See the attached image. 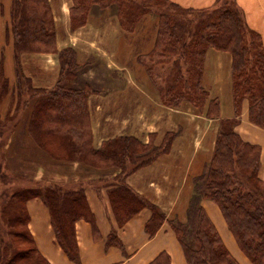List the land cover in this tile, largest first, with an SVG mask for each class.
<instances>
[{"label":"trees","instance_id":"16d2710c","mask_svg":"<svg viewBox=\"0 0 264 264\" xmlns=\"http://www.w3.org/2000/svg\"><path fill=\"white\" fill-rule=\"evenodd\" d=\"M233 5L235 8L211 10L185 8L170 0H72L70 9L72 31L85 26L94 9L113 10L127 33L135 32L147 15L156 16L155 47L140 62L162 103L170 107L187 101L201 111L208 103L207 116L219 119V102H209L202 84L205 56L213 48L233 57L235 117L221 121L214 157L195 180L187 222L171 221L188 264H237L201 205L205 198L219 206L248 259L253 264L264 263V181L259 178L262 149L245 142L236 131L245 101L249 103L250 122L264 129V43L247 25L243 11L235 2ZM6 33L7 38L12 37L16 82L6 77L1 62L0 105L10 93L14 103L5 117L0 112V183L8 186L0 194V227H6L5 234L0 232V264H51L38 250L29 228L27 204L31 199L40 198L49 208L57 243L75 263H79L76 224L82 219L94 224L84 184L46 183L10 169L6 145L29 109L27 132L39 149L55 161L114 168L111 181H107L118 225L124 226L146 207L153 214L147 232L155 234L164 215L134 193L126 178L168 152L174 135L168 134L161 146L153 140L145 144L133 137H118L96 149L88 107L91 90L69 87L80 65L73 48L57 47L49 0H11ZM26 54L58 56L60 73L54 87L34 86L24 72L22 59ZM1 57L4 61V52ZM13 121V130L4 141L6 123ZM19 180L29 184L12 186ZM152 264L171 263L163 254Z\"/></svg>","mask_w":264,"mask_h":264},{"label":"crops","instance_id":"0c3cea01","mask_svg":"<svg viewBox=\"0 0 264 264\" xmlns=\"http://www.w3.org/2000/svg\"><path fill=\"white\" fill-rule=\"evenodd\" d=\"M170 1L185 8L211 9L218 0ZM49 2L55 18L57 47L73 48L80 65L69 87L91 90L88 107L93 146L99 149L105 141L118 137H133L145 144L153 140L154 145L161 146L168 134L174 136L168 152L126 178L128 187L165 217L151 235L147 224L153 214L146 207L124 226L118 225L109 200V181L116 170L51 159L28 136L31 109L27 110L9 142L10 169L30 178L39 176L46 183L84 184L94 219V224L83 219L76 224L79 263H75L57 243L49 208L40 198L31 199L27 204L29 228L38 250L51 264H152L163 254L169 256L171 264H188L171 221L187 222L195 180L204 174L214 157L221 121L235 117L231 53L213 48L206 52L202 84L209 102H219L220 115L219 119L209 118L208 103L201 111L187 101L178 107L164 105L140 62L155 47L156 16L147 15L135 32L127 33L113 10L94 9L87 24L72 31V0ZM237 3L247 25L261 34L264 43V0H250V5L248 0ZM0 6L5 12L4 16L0 13V49L5 46V74L12 77V37L7 38L6 33L11 0H0ZM26 55L24 72L34 86L54 87L60 73L58 56ZM242 109L236 131L246 142L261 147L260 178L264 180V129L250 122L248 101ZM201 205L229 252L238 253L236 257L232 253L238 263L253 264L239 250L219 206L209 198L203 199ZM228 236L229 243L225 238Z\"/></svg>","mask_w":264,"mask_h":264},{"label":"rangeland","instance_id":"374dc122","mask_svg":"<svg viewBox=\"0 0 264 264\" xmlns=\"http://www.w3.org/2000/svg\"><path fill=\"white\" fill-rule=\"evenodd\" d=\"M234 2L236 3V5L239 7V5H238V3H237V0H218L215 4H214V7L213 8H211V10L212 9H215V8H219V7H222V6H227L228 8H235V6L233 5L234 4ZM248 5H250V0H248ZM240 8V7H239ZM0 13H1V15L2 16H4V14H5V12H4V9H2V8H0ZM243 13H244V11H243ZM77 30V29H76ZM261 35V34H260ZM3 36V35H2ZM263 39V38H262ZM2 52H5V46H3L1 49H0V55L2 56ZM12 56H13V50H12ZM1 59H2V57L0 58V69H1V62H3L4 63V67L6 66V63H5V61H1ZM24 59H22V64H23V68L25 67L24 65H25V61H23ZM12 63H13V68H12V77H10V76H8L7 74H5L6 75V77L11 81L12 80V83L13 84H15V82H16V79H15V65H14V57H13V60H12ZM4 71H5V69H4ZM205 89V88H204ZM13 103H14V98H13V100H12V93H10L9 95H8V99H4V100H2V103H1V105H0V112H2V115H3V117H5L6 116V113L10 110V107L12 108V106H13ZM7 108H9V110L7 111ZM15 121H13V122H9V123H6V128L3 130V132L5 133V136H4V141L6 140V138H7V136L9 135L10 136V133H11V131L13 130V126H14V123ZM239 125V124H238ZM237 128V127H236ZM262 129V128H261ZM240 137L243 139V137L240 135ZM244 140V139H243ZM245 142H246V140H244ZM9 142L10 141H8V143H7V145H6V151H7V149L9 148ZM261 153H262V151H261ZM261 167H262V162H261V165H260V170H259V178H260V171H261ZM263 177V176H262ZM38 178H39V176H38ZM261 180H262V178H260ZM262 181H264V180H262ZM15 183H13L12 182V186H14V185H20V186H25V185H27V184H29L27 181H24V180H19V181H14ZM8 186H3L1 183H0V194L2 193V191L4 190V189H6ZM5 229H6V227L5 226H1L0 227V232L1 233H3V234H5L4 232H5ZM231 249V248H230ZM239 250L241 251V253H243L245 256H247L246 254H245V252L243 251V250H241L240 248H239ZM232 253L234 254V256L236 257V251L234 250V251H232ZM232 253H230V256L237 262V264H239L238 263V261L235 259V257L233 256V254ZM238 254V253H237ZM264 264V263H263Z\"/></svg>","mask_w":264,"mask_h":264},{"label":"bare ground","instance_id":"6f19581e","mask_svg":"<svg viewBox=\"0 0 264 264\" xmlns=\"http://www.w3.org/2000/svg\"><path fill=\"white\" fill-rule=\"evenodd\" d=\"M226 238V240H227V242L229 243V241H231L230 239H229V236L228 237H225Z\"/></svg>","mask_w":264,"mask_h":264}]
</instances>
